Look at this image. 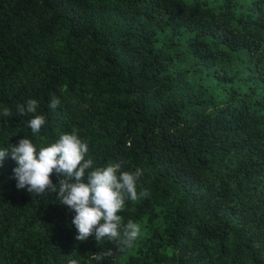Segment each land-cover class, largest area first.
<instances>
[{
  "label": "trees",
  "instance_id": "obj_1",
  "mask_svg": "<svg viewBox=\"0 0 264 264\" xmlns=\"http://www.w3.org/2000/svg\"><path fill=\"white\" fill-rule=\"evenodd\" d=\"M28 99L36 134L17 111ZM73 129L94 166L142 169L150 195L118 213L139 238L76 240L75 212L18 189L9 156L0 264H264V0H0V150Z\"/></svg>",
  "mask_w": 264,
  "mask_h": 264
},
{
  "label": "clouds",
  "instance_id": "obj_2",
  "mask_svg": "<svg viewBox=\"0 0 264 264\" xmlns=\"http://www.w3.org/2000/svg\"><path fill=\"white\" fill-rule=\"evenodd\" d=\"M59 104V99L53 98L49 107L56 109ZM37 108L35 99L17 105L19 114H34L28 121L33 134L39 133L45 124V117L35 114ZM2 115L10 117L11 111L4 108ZM88 150V144L75 129L61 133L57 140L39 148L25 137L17 145L0 150V165L9 156L15 162L12 178L18 189L27 188L36 195L58 192L59 204L75 212L72 224L78 232L76 240L86 241L94 234L98 244L107 238L121 250L132 247L140 236V225L129 220L122 226L118 213L123 211L126 199L135 201L150 195L147 189L137 192V181L143 171L140 168L134 172L123 171L121 163L94 166L91 158L85 159ZM53 173L59 177L55 184L51 179ZM112 255L113 249L109 248L96 254L95 259L100 261ZM68 264H78V261L70 259Z\"/></svg>",
  "mask_w": 264,
  "mask_h": 264
},
{
  "label": "rangeland",
  "instance_id": "obj_3",
  "mask_svg": "<svg viewBox=\"0 0 264 264\" xmlns=\"http://www.w3.org/2000/svg\"><path fill=\"white\" fill-rule=\"evenodd\" d=\"M187 1H194V0H187ZM204 3H208L210 5H219L222 0H201ZM250 0H237V2L240 4V6H244L247 3H249ZM209 71L204 70L202 73L198 74L196 76V79L198 83H201L202 85H205L210 89V91H213L216 93V95L221 94V90L218 89L217 85L218 82L213 77L212 73L209 75Z\"/></svg>",
  "mask_w": 264,
  "mask_h": 264
}]
</instances>
